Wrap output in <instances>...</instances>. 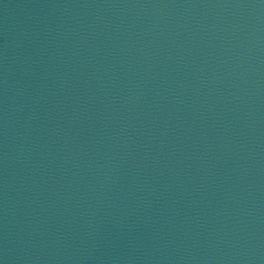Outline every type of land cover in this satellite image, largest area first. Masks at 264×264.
Returning a JSON list of instances; mask_svg holds the SVG:
<instances>
[{"label":"water","instance_id":"1","mask_svg":"<svg viewBox=\"0 0 264 264\" xmlns=\"http://www.w3.org/2000/svg\"><path fill=\"white\" fill-rule=\"evenodd\" d=\"M172 264H264V75Z\"/></svg>","mask_w":264,"mask_h":264}]
</instances>
